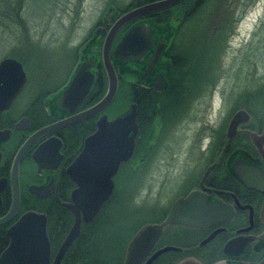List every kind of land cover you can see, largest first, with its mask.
Returning a JSON list of instances; mask_svg holds the SVG:
<instances>
[{
    "label": "flooded vegetation",
    "instance_id": "flooded-vegetation-1",
    "mask_svg": "<svg viewBox=\"0 0 264 264\" xmlns=\"http://www.w3.org/2000/svg\"><path fill=\"white\" fill-rule=\"evenodd\" d=\"M155 1L159 0H105L87 16L81 9L73 10L70 18L82 20L58 40L65 48L64 61L54 69L35 62L40 80H35L27 100L18 104L30 78L24 68L21 91L7 110L0 111V264H42L31 255L29 233L39 231L43 217L49 244L46 264H177L187 258L201 264H253L264 257V70H255L249 57H224L233 48L242 13L254 0L213 1L217 2L213 15L218 17L214 30L219 31L207 33L210 26L205 23L204 56L209 49L201 63L203 80L189 91L187 72L193 59L187 57V29L182 24L209 0H180L118 23L127 12ZM83 24L84 29H78ZM134 27L140 32L139 45L147 44L146 48L139 58L121 61L113 50ZM112 29L111 59L121 73L125 71V75L116 71L114 99L122 76V82L133 89L134 100L125 90L122 111L112 115V100L86 118L41 132L81 114L103 97L107 78L102 48ZM83 62L93 80L69 113L58 108L56 100ZM193 93L204 100L200 111L187 106ZM132 105L137 124L133 152L112 175L109 198L91 220H81L78 234L61 253L75 221L65 203L79 187L68 169L84 150L86 138L97 130V120L125 114ZM187 118H194V123ZM177 120H182L181 131L176 129ZM181 158L183 169L178 170ZM151 162L158 170L155 180L150 176ZM83 168L77 172L95 175ZM15 179L18 205L12 211ZM133 192L135 215L140 207L150 206V219L128 216L127 198ZM180 198L184 203L174 222L164 224ZM30 212L37 217L19 228L26 236L24 242L8 250L10 230ZM145 225L156 227L135 243Z\"/></svg>",
    "mask_w": 264,
    "mask_h": 264
},
{
    "label": "water",
    "instance_id": "water-1",
    "mask_svg": "<svg viewBox=\"0 0 264 264\" xmlns=\"http://www.w3.org/2000/svg\"><path fill=\"white\" fill-rule=\"evenodd\" d=\"M179 1L180 0H159L148 3L142 7H138L127 12L118 23L135 18L145 12H153L167 8ZM114 32L115 29L110 31L102 48V63L107 78V89L103 97L91 108L81 114L57 122L49 128L41 130V132H45L50 129L52 130L79 119L86 118L100 111L107 103L114 99L118 88L117 73L110 55ZM139 33L138 27L132 28L114 48L113 55L121 61L139 58L140 54L144 52L147 45L145 44L143 48V45H139ZM87 72L86 64L83 62L75 71L62 94L57 98L56 105L58 108L66 109L70 113L73 108L77 106L81 100H83L93 80V75H88ZM25 80L26 73L20 60L10 56L4 57L0 60V111L7 110L11 106L12 102L21 91ZM15 127L17 128L18 125ZM136 133L137 124L134 105H132L129 111L125 114L117 115L110 120L103 115L97 120V130L86 138L84 150L79 154L68 169L70 177L78 183L79 187L72 191L71 202L65 203V206L75 214V221L59 252L62 253V251L65 250V248L72 242L73 238L78 234L81 220L84 222L91 220L103 202L111 195L113 190V181L111 177L117 170L119 163L121 161H126L131 156L134 148ZM16 160H18V158ZM82 166L84 167L83 171L84 169L86 171L89 170L90 172L95 173V175L87 177L85 174L78 173L77 169ZM13 187L15 199L13 203L14 209L12 211H14L18 205L19 192L16 179L15 183L13 181ZM183 203L184 200L182 198L178 199L174 203L173 209L164 224L174 222L173 218L175 212ZM36 215L37 214L33 212L26 213L13 226L10 230L12 242L8 250L13 249L15 244H19V241L24 242L26 236L19 228L28 226L29 222L27 219L36 218ZM155 227L156 226L145 225L137 233L133 241L135 243L140 242L146 238L147 234L152 233ZM25 234H30V242L33 244L30 249L32 250V257H38L42 264H46L49 259V244L45 233L44 217L42 227H40L39 231L34 230L29 234ZM26 239V241L29 240L28 238ZM27 248L29 249V247ZM177 264L201 263L194 258H187L179 261ZM253 264H264V257Z\"/></svg>",
    "mask_w": 264,
    "mask_h": 264
},
{
    "label": "rangeland",
    "instance_id": "rangeland-1",
    "mask_svg": "<svg viewBox=\"0 0 264 264\" xmlns=\"http://www.w3.org/2000/svg\"><path fill=\"white\" fill-rule=\"evenodd\" d=\"M104 1L105 0H25L19 10V14L15 12V9L12 10V16H15L17 20L14 28H6L2 27V24L0 25V60L7 56L20 57L25 60L24 68L26 72L28 70L30 78L28 79L27 87L22 91L17 101L18 104L27 100L33 90L35 80H40V73L34 70L33 65L35 62L42 64L44 67L48 66L54 69L64 61L66 54L65 48L60 46L58 40L63 37V31L66 34L67 31L75 29L74 25L79 23V21L81 24L82 20V17L79 20L78 18H75V20L70 18L74 16L73 10L77 12V10L81 9L85 16L92 15L95 10L100 8ZM213 1L215 0H209L208 3H204L201 6L198 5L191 14L187 15V22L182 24V27H186L187 29V52L189 53L187 57L193 59L190 65L191 72H187L188 91L197 89V85L201 83L200 80H203L201 79V63H203V58L205 56L208 58L206 51L209 49L205 51L204 56L202 42L205 41L206 38V29H204L205 23L210 26V29L206 31L207 33H215L216 35V32L219 31L214 30L215 26L218 24V17L213 15L217 3H213ZM12 7H14V3H12ZM2 8L3 6L0 2V10ZM242 14L240 23L238 24L237 34L232 38L231 44L233 48L231 52L229 54L226 53L224 57L240 59L249 57L255 61V70L262 72L264 70V0H254L247 8L246 12ZM206 18L208 20H206ZM84 27L85 25L83 24L82 27L80 25L78 29H84ZM213 57L216 58V54H213ZM119 69L121 70V68ZM224 84H229V82H225ZM200 89L201 87L197 91ZM195 93L191 95L192 97H190V100L189 98L187 100V106H191L194 112L200 111L205 104L204 100L198 95L193 97ZM125 96L126 94L124 91L121 96L113 99L112 115L125 108ZM194 121V118H187V122L194 123ZM176 126V129L179 128L178 131H181L182 120H177ZM177 169H183L182 158L180 163L178 162L177 164ZM149 170H151L150 176L152 177L153 175L155 180L158 176L155 162L153 164L152 162L150 163ZM154 186L155 184L153 187ZM153 187L151 191H153ZM149 195L148 193V196ZM127 199L128 209H130V212L135 211L136 206L131 207V204L135 203L134 201L137 199V194L135 192L130 193ZM146 203L151 204L150 201ZM138 210L140 214L137 218L143 217L145 221L151 218L150 214H148L152 212L150 206H145V209L140 207ZM141 211L147 215H143Z\"/></svg>",
    "mask_w": 264,
    "mask_h": 264
},
{
    "label": "trees",
    "instance_id": "trees-1",
    "mask_svg": "<svg viewBox=\"0 0 264 264\" xmlns=\"http://www.w3.org/2000/svg\"><path fill=\"white\" fill-rule=\"evenodd\" d=\"M3 8L0 10V25L2 24L3 26L2 27H12L14 28L17 20H16V17L15 16H12V10L15 9V12L17 14H19V10L23 4V2H25V0H18V1H13V0H0ZM12 3H14V7H12ZM18 60H20L23 64L25 63V60L24 59H21L20 57H16ZM115 65V68H116V71H118L119 74H122V75H125L124 74V70L122 69V73H121V70L117 67L116 64ZM122 76L120 77V88L118 90V93H117V97L118 96H121L123 94V92L125 90H130V94H129V99L130 100H134V93L132 92V88L129 86V84L126 82H122ZM133 93V94H132ZM114 115V114H113ZM132 207H134V205H132ZM129 217H132V218H136L137 215H135V211L133 212H130L129 211Z\"/></svg>",
    "mask_w": 264,
    "mask_h": 264
}]
</instances>
